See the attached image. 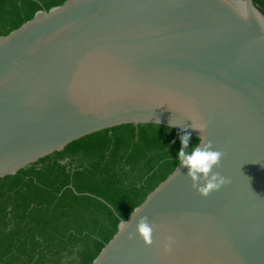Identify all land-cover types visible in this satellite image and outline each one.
<instances>
[{"label":"water","instance_id":"water-1","mask_svg":"<svg viewBox=\"0 0 264 264\" xmlns=\"http://www.w3.org/2000/svg\"><path fill=\"white\" fill-rule=\"evenodd\" d=\"M192 122L231 182L203 197L179 165L92 264H264V14L253 0H66L0 36V178L105 129L199 138Z\"/></svg>","mask_w":264,"mask_h":264},{"label":"trees","instance_id":"trees-1","mask_svg":"<svg viewBox=\"0 0 264 264\" xmlns=\"http://www.w3.org/2000/svg\"><path fill=\"white\" fill-rule=\"evenodd\" d=\"M65 1L0 0V36ZM253 2L264 14V0ZM182 134L158 124L116 126L0 178V264H92L179 166ZM197 143L190 134L189 149Z\"/></svg>","mask_w":264,"mask_h":264},{"label":"clouds","instance_id":"clouds-1","mask_svg":"<svg viewBox=\"0 0 264 264\" xmlns=\"http://www.w3.org/2000/svg\"><path fill=\"white\" fill-rule=\"evenodd\" d=\"M191 127L197 130L200 135L198 143L189 149L190 133L182 130L183 134L180 136L181 148L177 153L178 163L180 166L187 168V176L192 181V187L203 197H207L211 192L219 190L224 184L231 181L221 176L219 172H213V168L219 166L222 157L225 155L222 151L212 150V142L209 140L206 143V126L202 123L199 125L192 122ZM169 158L172 157L169 155ZM140 210H131V219L123 221L122 229L125 230L131 224L132 219ZM155 225L149 223L147 216H142L136 223V233L143 240L145 245H152L153 231ZM129 239L133 238V233H129ZM172 238H166L162 247L164 252L170 253L172 248Z\"/></svg>","mask_w":264,"mask_h":264}]
</instances>
